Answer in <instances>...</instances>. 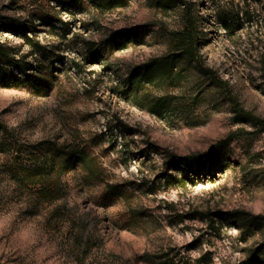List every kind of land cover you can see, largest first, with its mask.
Wrapping results in <instances>:
<instances>
[{
  "label": "rangeland",
  "instance_id": "obj_1",
  "mask_svg": "<svg viewBox=\"0 0 264 264\" xmlns=\"http://www.w3.org/2000/svg\"><path fill=\"white\" fill-rule=\"evenodd\" d=\"M0 49V264H258L264 0H0Z\"/></svg>",
  "mask_w": 264,
  "mask_h": 264
},
{
  "label": "trees",
  "instance_id": "obj_2",
  "mask_svg": "<svg viewBox=\"0 0 264 264\" xmlns=\"http://www.w3.org/2000/svg\"><path fill=\"white\" fill-rule=\"evenodd\" d=\"M180 39L183 46V53L186 54L188 57L193 59L196 63H199V55H198V36L197 32L193 26V24L187 20L185 23V27L180 34ZM99 53V52H97ZM200 65V63H199ZM201 66V65H200ZM6 68L9 69H19L23 72L21 77H18L14 74L8 73ZM29 69L26 67L25 64L20 65L15 62L12 58H10L3 50L0 49V82L8 87H20L25 85L26 83H31L32 81L35 82L37 78L31 80L34 76H30L28 73ZM263 78H264V68H263ZM248 117V116H247ZM264 129V121L258 122ZM58 158L61 160L62 167H70L75 165L76 163L83 162V153L78 154H62ZM63 158V159H62ZM181 163L186 165H193L194 162H197L195 166V170H193L194 174H198L200 170L203 168L202 163L200 162L199 157H188L184 159H179ZM178 164V160L170 159L166 166H176ZM207 164L210 167H213V161L208 159ZM202 167V168H201ZM110 192L114 193L117 196H121V192L116 188H110ZM231 219L235 222L240 224V228L244 233H248L249 235H254L256 232L263 233L264 235V215H254L251 213L243 212V211H234L231 213ZM256 262L258 264H264V240L261 243V246L256 253Z\"/></svg>",
  "mask_w": 264,
  "mask_h": 264
}]
</instances>
